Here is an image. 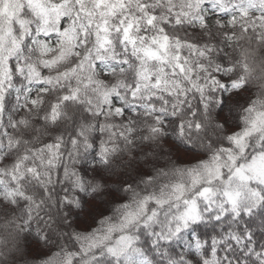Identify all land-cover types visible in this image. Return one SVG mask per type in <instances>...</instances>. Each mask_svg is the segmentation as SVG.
<instances>
[{"label":"snow or ice","instance_id":"snow-or-ice-1","mask_svg":"<svg viewBox=\"0 0 264 264\" xmlns=\"http://www.w3.org/2000/svg\"><path fill=\"white\" fill-rule=\"evenodd\" d=\"M29 251L264 264V0H0V264Z\"/></svg>","mask_w":264,"mask_h":264},{"label":"trees","instance_id":"trees-1","mask_svg":"<svg viewBox=\"0 0 264 264\" xmlns=\"http://www.w3.org/2000/svg\"><path fill=\"white\" fill-rule=\"evenodd\" d=\"M35 246H33L34 248ZM35 255L34 251H29L26 257L17 256L13 259L15 260V264H25V260H31V257Z\"/></svg>","mask_w":264,"mask_h":264},{"label":"clouds","instance_id":"clouds-1","mask_svg":"<svg viewBox=\"0 0 264 264\" xmlns=\"http://www.w3.org/2000/svg\"><path fill=\"white\" fill-rule=\"evenodd\" d=\"M253 91H256V89H253ZM244 95H247L246 93H242L241 94V96L243 97ZM195 159H198V157L197 156H189V157H187V160H189V161H192V160H195ZM115 182V180H113V181H110V183H114ZM80 227H84V225L83 224H80L79 225ZM211 228V225H208L207 226V228L205 229V230H208V229H210Z\"/></svg>","mask_w":264,"mask_h":264}]
</instances>
